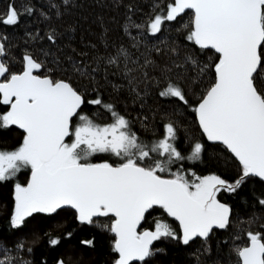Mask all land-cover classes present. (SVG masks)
<instances>
[{
	"label": "snow or ice",
	"instance_id": "snow-or-ice-1",
	"mask_svg": "<svg viewBox=\"0 0 264 264\" xmlns=\"http://www.w3.org/2000/svg\"><path fill=\"white\" fill-rule=\"evenodd\" d=\"M26 11L31 14L32 9ZM189 11L190 23L184 24L183 16ZM153 12L146 23L150 36L158 37L165 22L175 21L177 30L187 29L186 39L208 56L202 66L194 55H188L174 67L192 65L198 68V77H211L193 104L187 91L167 75L171 69H165L161 73L163 87L161 80L152 78L158 95L195 114L207 141L222 145L239 162V178L229 183L218 175L200 177L193 173L195 179L190 180L181 171H173L172 165L178 162L200 161L205 146L194 140L190 155H184L178 149V130L171 121L164 125L162 138L143 142L114 105L99 96L88 99L68 79L42 75L44 64L30 54L23 56L22 71H10L3 59L7 37L0 36V131L13 127L22 131L18 147L0 149V183L14 182L23 172L28 174L26 184L14 182L13 228L22 227L36 213L51 215L71 209L80 224L114 234V264H148L159 251L153 248L156 241L179 239L189 245L201 238L207 242L214 229L229 226L231 209L217 199L219 192L234 193L249 178L264 182V0H170L166 7L156 0ZM20 15L10 4L0 23L18 25ZM128 35L137 41V36ZM48 39L55 42L53 35ZM107 63H122L127 77L134 70L129 63L137 61L121 47ZM152 63L145 58L140 67ZM74 67L82 76L95 79L92 73L98 69L89 73L87 67ZM144 76L149 79L146 71ZM86 104L103 109L112 122L103 126L95 123L83 114ZM98 154H109L118 162H92ZM259 202L264 205V199ZM155 209L177 221L182 235L164 220H157L154 230L138 231ZM247 236L245 246L234 248L238 264H264V237L252 232ZM49 243L55 246L59 239ZM83 243L91 245L92 241ZM12 259L5 255L0 264H12Z\"/></svg>",
	"mask_w": 264,
	"mask_h": 264
},
{
	"label": "trees",
	"instance_id": "trees-1",
	"mask_svg": "<svg viewBox=\"0 0 264 264\" xmlns=\"http://www.w3.org/2000/svg\"><path fill=\"white\" fill-rule=\"evenodd\" d=\"M155 2L0 0V20L8 13L10 4H14L21 13L18 25L0 23V36L7 37L3 41L7 56L3 59L8 62L10 71L20 72L24 67L23 56L32 55L44 64L42 75L68 79L88 99L99 96L105 103L114 105L130 121L132 130L143 142L151 143L162 138L164 125L173 122L178 130L176 143L184 155H190V144L194 140L201 142L205 151L200 161L178 162L172 165V170L181 171L190 180H194L195 176L218 175L233 183L240 176L237 160L222 145L207 141L190 109L158 95L152 78L161 80L163 87L161 73L165 69H171L167 75L187 91L193 104L211 77H198V68L192 65L174 67V64H182L188 55H194L201 66L208 61V56L186 39L187 29L180 27L177 30L179 26L173 21L165 22L158 37L147 33L146 23L155 14ZM169 2L161 0V7H166ZM28 8L32 9L31 14H27ZM190 17L189 11L183 16L182 23L189 24ZM177 19L180 20L179 17ZM137 24L145 27L137 29L134 26ZM129 32L138 37L137 41L132 40ZM49 35L55 37L54 43L48 39ZM134 43L136 47H133ZM121 47L128 49L132 59L137 61L136 64L129 63L128 67L134 70L127 77L122 63L119 66L107 63V59ZM145 58L153 63L142 68L140 65ZM74 66L87 67L89 73L93 68L98 69L92 73L95 79L82 76ZM145 71L149 79H145ZM129 79H132V84H129ZM201 80L203 83H200ZM82 107L83 114L89 115L95 123L103 126L112 122L110 115L98 106L86 104ZM21 140L22 133L14 127L0 131V149L12 150L19 146ZM104 159L118 162L109 154H98L92 162ZM27 177V172H23L14 182L24 185ZM14 182L0 183V258L9 255L13 258L12 264H57L61 260L64 264H114V235L95 225L80 224L71 209H61L51 215L36 213L27 218L22 227L13 228L10 220L14 210ZM217 199L231 209L226 229H214L207 242L201 238L189 245L182 244L179 239L156 241L153 248L159 251L148 264H238L234 248L247 244V233H259L264 237V205L259 202L264 199V182L249 178L234 193L219 192ZM100 219L108 221L110 218ZM157 220L166 221L178 236L181 235L178 224L159 209L147 216L141 228L154 230ZM55 238L59 239V243L52 246L49 241ZM84 241H92V244Z\"/></svg>",
	"mask_w": 264,
	"mask_h": 264
},
{
	"label": "water",
	"instance_id": "water-1",
	"mask_svg": "<svg viewBox=\"0 0 264 264\" xmlns=\"http://www.w3.org/2000/svg\"><path fill=\"white\" fill-rule=\"evenodd\" d=\"M197 127H199L198 126V124H197ZM16 130H18L19 132H21L22 133V131L21 130H19V129H16ZM202 133V132H201ZM203 134V133H202ZM238 162V161H237ZM239 163V162H238ZM28 178V177H27ZM28 180V179H27ZM26 183H27V181H26ZM25 183V184H26ZM74 211V210H73ZM75 213V212H74ZM166 215V214H165ZM170 219H172L171 217H169ZM173 220V219H172ZM174 221V220H173ZM177 224H178V226H179V223L177 222V221H175ZM141 226H142V223H141ZM141 226L137 229L138 231H140V230H142V228H141ZM145 230H151V229H145ZM180 233H181V229H180ZM114 235V234H113ZM181 235H182V233H181ZM248 243V242H247Z\"/></svg>",
	"mask_w": 264,
	"mask_h": 264
},
{
	"label": "rangeland",
	"instance_id": "rangeland-1",
	"mask_svg": "<svg viewBox=\"0 0 264 264\" xmlns=\"http://www.w3.org/2000/svg\"><path fill=\"white\" fill-rule=\"evenodd\" d=\"M207 176H210V175H205L204 177H207ZM142 230H145L144 228H142ZM142 230H140V231H142Z\"/></svg>",
	"mask_w": 264,
	"mask_h": 264
}]
</instances>
